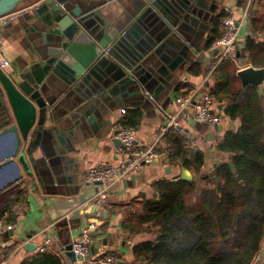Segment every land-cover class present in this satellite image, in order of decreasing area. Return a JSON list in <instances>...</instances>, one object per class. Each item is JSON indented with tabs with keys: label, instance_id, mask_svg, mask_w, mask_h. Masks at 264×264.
I'll use <instances>...</instances> for the list:
<instances>
[{
	"label": "crops",
	"instance_id": "0c3cea01",
	"mask_svg": "<svg viewBox=\"0 0 264 264\" xmlns=\"http://www.w3.org/2000/svg\"><path fill=\"white\" fill-rule=\"evenodd\" d=\"M48 1L28 0L0 18V48L9 63L3 69L5 73L39 64V54H45L53 45L60 27L44 21L49 13ZM177 1L159 0L160 9L147 14L140 9L143 0L64 2L67 7L78 5L81 10L91 11L94 23L108 20L119 26L120 36L127 34L115 53L139 69L146 86L141 91L126 86L101 93L98 83L73 82L65 87L60 76L50 70L44 73L52 104L36 144L30 146L34 141L30 137L24 142L18 131L17 144L13 134L0 137V264H22L38 253L58 256L61 264H84L75 259L67 246L85 229L92 238L91 257L112 254L119 264H137L133 247L153 241L158 227L146 222L143 230L134 232L124 223L135 213L132 208L138 211L146 200L157 198L156 182L176 180L184 168L180 160L169 159L165 140L166 134L179 133L163 131L164 112L176 111L174 99L178 95L190 94L198 100L201 90L208 89L224 115L213 125L194 122L190 107L187 114L180 116L181 127L189 138L181 136L203 154L201 176L212 177L217 166L231 163L232 154L221 150L219 143L228 131L239 126V120L224 114L225 105L217 97L225 76L229 77L231 88L241 82L236 75L238 69L234 78L237 82L224 70L225 61L229 60L216 63L220 48L214 43L222 34V6L229 5L240 16L248 0H198L195 12L187 15L182 38L173 30L165 33L166 20L178 15ZM128 16L133 17L127 20ZM252 19L264 20V0H251L246 22L250 31ZM252 32L256 40L264 41V30ZM241 53L237 59L252 65L243 50ZM92 80L98 82L94 77ZM14 124L8 101L2 96L0 132ZM117 124L134 128L138 146H153L156 157L135 174L112 184L100 209L95 205V196L101 185L85 183L83 175L92 165L120 164L112 136ZM22 152L25 165L18 160ZM187 170L190 180H196L197 172ZM17 197L22 201L19 205L15 204ZM5 212L4 222L1 218ZM7 223L12 228L8 229ZM45 240L49 241L47 250L39 252Z\"/></svg>",
	"mask_w": 264,
	"mask_h": 264
},
{
	"label": "trees",
	"instance_id": "16d2710c",
	"mask_svg": "<svg viewBox=\"0 0 264 264\" xmlns=\"http://www.w3.org/2000/svg\"><path fill=\"white\" fill-rule=\"evenodd\" d=\"M252 31L264 30V20L252 19ZM251 31L243 52L253 67L264 66V41ZM242 55V54H241ZM239 55V57L241 56ZM219 101L224 114L238 119L219 143L232 154L231 163L215 168L212 177L162 180L155 183L157 198L131 209L124 227H158L153 241L133 247L137 264H249L264 237V95L250 85L231 88L225 76ZM225 99V100H224ZM168 156L186 169L199 172L203 154L187 139L166 134ZM199 190V191H198ZM130 211V212H131ZM22 264H61L58 256L38 253Z\"/></svg>",
	"mask_w": 264,
	"mask_h": 264
},
{
	"label": "water",
	"instance_id": "95a60500",
	"mask_svg": "<svg viewBox=\"0 0 264 264\" xmlns=\"http://www.w3.org/2000/svg\"><path fill=\"white\" fill-rule=\"evenodd\" d=\"M26 1L28 0H0V18ZM65 1L50 0L46 3L49 13L44 21L49 24L57 23L60 30L55 32L53 45L47 48V52L39 54L41 62L11 73H5L0 69V98L5 96L15 120L14 125L0 132V137L13 134L16 144L19 141L18 131L24 142L29 137L34 139L30 144L33 147L41 134L45 119L50 114L52 99L46 92L48 86L45 83L48 80L44 79V73L49 72L48 70L60 76L65 87L72 85L73 82L84 81L98 83L101 93H104L105 89L110 91L113 88L126 86H133L135 91L145 89L146 81L142 79L139 69L131 62L122 60L115 53L117 46L123 45L122 39L127 34L123 33L120 36L119 26L110 24L108 20L101 24L94 23L93 15L89 13L91 11L81 10L78 5L73 8L67 7L64 4ZM177 2L178 15L171 21L166 20L165 33L173 30L182 38L185 37L182 27L186 24V19L188 20L187 15L195 12L194 7L198 5V0H178ZM41 8L36 9L37 12ZM140 9H145V14L155 9L159 10V0H143ZM131 18L128 16L127 20ZM106 48L109 49L106 50ZM239 48L242 51L244 43L241 42ZM110 57L117 59L118 62ZM39 66L43 67L41 70L43 72L39 70ZM236 75L242 87L250 85L257 93L264 95V66L257 68L249 65L238 69ZM92 77L98 82H92ZM3 107H5L4 104ZM6 117H8V111H6ZM118 143L116 139V146ZM14 152L9 156H13ZM18 160L26 164L24 152L19 154ZM180 178L190 180L191 174L183 168ZM70 248L71 245L67 246V249L70 250Z\"/></svg>",
	"mask_w": 264,
	"mask_h": 264
},
{
	"label": "built area",
	"instance_id": "2783aa9c",
	"mask_svg": "<svg viewBox=\"0 0 264 264\" xmlns=\"http://www.w3.org/2000/svg\"><path fill=\"white\" fill-rule=\"evenodd\" d=\"M251 0H248L242 9L240 16H236L234 9L227 4L222 6V15L220 22L222 26V34L214 45L220 48V53L216 63L229 60L236 61L238 54L241 53L239 44L244 43L251 36V31L247 29L246 22L250 9ZM6 16V15H5ZM4 17V16H3ZM2 18V17H1ZM109 48H106L108 50ZM240 55V54H239ZM8 60L5 58L0 48V69H4L8 65ZM249 66H241L240 69ZM198 100H193L190 94L178 95L174 101L177 105L176 111H165L164 118L166 125L163 131L170 130L180 135L189 138L185 130L181 127L180 116L188 113V107L194 122L203 123L205 125H213L222 120L224 115L218 107V103L214 95L208 89H202ZM136 132L132 127H126L121 124L115 125L113 137L119 141L115 148L116 154L120 157L121 162L117 166L111 164H98L90 166L83 175L85 183H99L101 188L95 196V205L102 209L106 202L107 191L112 184L119 182L133 174H135L145 162L153 161L156 153L153 151V146L142 148L138 146L136 141ZM177 176L175 179H178ZM21 198L17 197L15 204H21ZM7 213H3L2 220H6ZM8 229L12 228L11 224L7 223ZM48 240L43 241L39 246L38 251L44 252L47 250ZM92 238L88 230L82 231L81 235L71 242L70 251L79 262L84 264H119L116 257L112 254L90 256V245ZM4 245V244H2ZM264 249L256 252L251 258L249 264H264Z\"/></svg>",
	"mask_w": 264,
	"mask_h": 264
},
{
	"label": "rangeland",
	"instance_id": "374dc122",
	"mask_svg": "<svg viewBox=\"0 0 264 264\" xmlns=\"http://www.w3.org/2000/svg\"><path fill=\"white\" fill-rule=\"evenodd\" d=\"M244 62L245 61H243L242 59H237L236 61H234V63L233 62H230V61H225V68H224V70H226L227 72H229L230 77L233 78L234 82H237V80L234 79L235 78V71L237 69H239V67L244 66V64H245ZM263 106H264V100H263ZM201 175H202V171L197 172V175H196L197 177L196 176L195 177L198 179ZM261 249H264V237L262 239V242H261V245H260L259 249L256 252H258L259 250L261 251Z\"/></svg>",
	"mask_w": 264,
	"mask_h": 264
}]
</instances>
